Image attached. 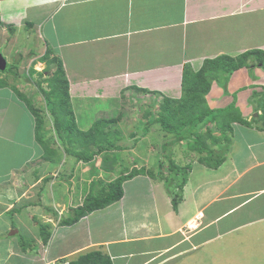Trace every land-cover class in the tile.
<instances>
[{
	"label": "crops",
	"instance_id": "0c3cea01",
	"mask_svg": "<svg viewBox=\"0 0 264 264\" xmlns=\"http://www.w3.org/2000/svg\"><path fill=\"white\" fill-rule=\"evenodd\" d=\"M253 13L264 17V0H0V46L22 30L25 39L32 40V62L37 56L53 67L52 59L60 61L67 80L66 109L76 127L92 128L101 121V130L109 133L114 128L113 144L129 147L127 152L134 157L130 166L138 169L135 160L143 151L144 131L150 132L159 114L150 110L147 115L144 108L135 114L134 108L178 98L186 64L196 71L204 59L220 54L264 50L263 37L254 44L233 40L238 47L226 40L237 24L246 35L245 19ZM225 85L211 83L215 103L206 98L208 107L233 102V113L245 123L230 122L225 131L228 147L219 130L212 132L216 142L206 138L215 152L218 146L227 148L220 164L216 166L208 152L190 141L163 134L165 142H177L175 158L170 156L173 164L188 169L176 210L145 165L144 171L122 182L119 200L70 225H62L61 219L87 194L106 189L124 172L122 163L115 152L99 150L102 144H93V151L72 148L63 153L53 143L43 149L36 139L34 117L10 88L0 85V100L6 103L0 101V129L6 134H0V264L12 259L17 264H68L89 251H99L113 264H169L183 261L224 234L246 231L255 241L264 239V111L255 107L264 98V64L235 70ZM212 93L218 95L214 98ZM219 99L224 103L218 104ZM157 130L161 132L160 125ZM154 150L151 143L148 152ZM21 168L26 169L18 178ZM60 172L66 181L59 179ZM13 175L15 189L19 186L15 194L10 186ZM101 175L108 177L98 178ZM8 213L20 221L19 229L33 241L31 246L22 249L8 233L13 227ZM230 216H236V223L222 225ZM35 221L50 225L46 243ZM209 228L212 235H206ZM135 257L141 259L134 261Z\"/></svg>",
	"mask_w": 264,
	"mask_h": 264
},
{
	"label": "rangeland",
	"instance_id": "374dc122",
	"mask_svg": "<svg viewBox=\"0 0 264 264\" xmlns=\"http://www.w3.org/2000/svg\"><path fill=\"white\" fill-rule=\"evenodd\" d=\"M262 19H264L262 13H253L250 16H246L245 24L248 25L247 34L243 35L241 33V30L238 27L239 24H237L235 26V29L231 31V33L226 34L227 39L226 38L225 39L229 41L230 44H234L232 43V41L237 40V39L239 40L238 42L248 39L247 40L248 43L250 44L256 43V41H259L262 37L264 38V30H261L262 26H264V24H262L261 22ZM238 20H241V18H238ZM21 31H17L16 37L13 38V40L6 37V41H5L6 46L5 44L4 45L2 44V47L7 48V50L9 51V54L8 53L6 54L5 53L6 51L4 50V48L0 46V52L4 54V56L6 57V61H7L5 69L3 71H0V85L10 88V91H11L10 94L14 98H17L19 100L21 98L17 96V93H20L23 96V98H25L26 100L25 102V100L21 99L22 101L20 100V105L23 108L25 107L26 110H28L29 112L30 110H29L28 104L34 106L37 109V114L41 118L42 123L36 127L35 131H37L38 133L37 135L41 139V142H39L36 136V139L40 143L41 147L45 150H48L49 147H51L53 143L55 145V149L58 151L61 150L62 152L63 151L70 152L69 149H72V148L74 149L83 148L85 151L92 149L93 151L94 145L97 146L98 144V147H99V145L102 144L100 146L102 148L101 149L102 151L104 150V151L115 152V155L122 163L121 168L124 171V173L126 171H130L133 168L132 167L133 165L132 166L130 165L132 164V159H134V157L132 154L129 153V151L127 152L129 147H127V150H126L124 149L125 147H122L119 145L115 146L113 144L112 140L116 136L115 132H117L115 131L114 128H112L109 133L104 130V127H103V130H101L100 129L101 121L96 122L94 127L92 128L78 127L77 133H75L74 135H72V130L68 134L67 132L63 131L64 135H61L60 130H57L55 128L53 120L56 118L54 114H51L52 106L54 110H59L62 107L58 103V100L60 99V97L64 95L62 94V91L60 89V83L64 80L66 81L65 75H63V72H58L57 66L54 63V61L52 63L54 64V67L51 65L50 61L49 62L42 61L41 59L37 60L38 56L36 57V59L33 60L34 62H32L31 59L33 58V55H29V52L32 50L31 49L32 40L25 39V37L23 36L24 32L23 31L21 32ZM34 34L38 36V32L35 31ZM12 37L13 36H11V38ZM225 39L223 38V42ZM1 42L4 43L3 38L1 39ZM234 45L236 47L239 46L238 44H234ZM221 47H223V44ZM17 51L19 53H17ZM24 54L25 56L23 57L22 55ZM22 59H23V63L20 62V60ZM68 62L72 63V54L68 56ZM31 63L34 64L32 65V68L30 66ZM35 82H39L40 86L46 91L47 93L46 99L50 101V103H46L45 98L43 97L41 92L38 91L37 85L35 84ZM212 95L215 98V96H217L218 94L215 95V93H212ZM68 98L69 97H67V100ZM173 98H177V97H173ZM206 98L209 99V102L211 104L215 103L213 101V97L210 96V92H208L205 95V99ZM0 101L2 102L3 100H0ZM1 102H0V106H1ZM218 102H219L218 104H223L224 100L219 99ZM67 103L68 101H66V106H67L66 108H68ZM160 103L161 102L158 101L155 107H150V106L148 107V104H145L146 108L144 106L143 107L139 106L135 108L133 107V108L136 109L135 114L136 113L139 114L141 112L139 109L144 108L145 113L147 115H149L150 110H154L156 114L158 115L159 110H160L159 108H161V106H159ZM2 104L6 106V103L2 102ZM47 104H49V107ZM257 105L260 108L261 107L264 108V98L257 101L255 107ZM126 106L128 105L126 104L125 107ZM0 111H1V107H0ZM129 111H133V110H128V112ZM229 111L230 109L226 108L218 112L220 115H227ZM31 116L35 117L34 115H32V113H31ZM227 116H229V114ZM227 116L225 118L229 120L230 116L229 117ZM63 119L64 118L59 117L58 121L62 122L61 120ZM105 120L107 121L108 119H105ZM234 121H238V120H234ZM158 126L159 124L156 123L155 125L152 126L150 132L146 133L144 131V133L146 134V138H145L144 143H141V147L143 151L141 152L140 155L137 156V159L135 160V162H136L138 169L142 168L145 165L149 167L150 171L154 172V173L152 172L153 174L150 175L149 177L155 178L156 181L160 183L159 185L162 187L164 193L167 196L168 195L172 196L176 192L180 191L178 185L183 178V176H181L182 170L180 171V173H178L175 170L168 172L166 169L161 170L159 166L163 162L161 164V167L164 168L165 167L164 164L167 163V159L162 161L165 158L164 153L166 154V152L170 151L169 156L172 155V157L175 158V155L173 154V149H174V145L177 142L176 143H172L171 141L167 142V144L168 143L169 144L168 145L164 144L163 145L164 150H163L162 144L165 142L163 139L164 137L162 136L164 133H162V131L159 132L157 130ZM69 129H72V128L69 127ZM0 134H4V136L6 135L3 130L1 131V129H0ZM101 138L103 139L102 143H100ZM212 140L214 139L212 138ZM227 142L228 141L224 140L225 145H227ZM151 143L153 144V147H155V150L152 152H148V147L150 146ZM53 152H55V150H53ZM115 161L117 162L116 158H115ZM26 168L19 169L20 173L17 176L18 178L20 177V175L23 174L22 171L25 170ZM110 172L111 171H109V173ZM159 172H162V174L163 175L165 174V176L168 175V177L166 178L164 177V179L157 177L159 176L158 175ZM176 173L178 174L176 175ZM96 174H98L97 171H96ZM65 177H66V174L63 172H60L59 179L61 178V180L66 181L67 179H65ZM100 177H102V175L99 176L98 178ZM103 177H108V176L104 175ZM15 178L16 176L13 175L10 181V186L11 185L14 186V190H13L15 191L14 194L17 192V189L19 188L18 186V188L15 189V184H17V183L14 184ZM155 179H152L153 182L155 181ZM155 192L156 194H159L158 189H156ZM7 215L12 220L11 224L13 226L12 229L8 230V233L10 231L17 230V232L13 236L16 239V241L19 242L21 241L22 237L25 238L24 233L19 229L20 221H17V220L15 221L14 217L12 216V213H8ZM236 220H237L236 216H230L221 223L222 225H226L230 223L231 221L236 223ZM35 227L38 230V225H36ZM212 230H213L212 228H209V230H206V235H212L213 234ZM244 234L246 235V238L245 236H243ZM261 235L263 236L264 234H261ZM254 238L255 237H247L246 231L242 232V234H238L236 232L224 234V235L219 236L216 239H213L205 243L199 250L194 251L188 257L184 258L183 261H179L180 259H177V260L170 262L169 264H264V239H261L259 237L260 240L255 241L253 240ZM254 243L256 244L252 246V244ZM182 246H185V244ZM139 259L141 258L135 257L134 261H137ZM160 259H158V261ZM7 264H17V263L15 259H12L11 261H8Z\"/></svg>",
	"mask_w": 264,
	"mask_h": 264
},
{
	"label": "trees",
	"instance_id": "16d2710c",
	"mask_svg": "<svg viewBox=\"0 0 264 264\" xmlns=\"http://www.w3.org/2000/svg\"><path fill=\"white\" fill-rule=\"evenodd\" d=\"M57 66L58 72H63L62 64L57 59H52ZM264 64V50L263 49H249L235 56H230L227 54H220L212 59H204L202 65L198 70H193L189 64H186L183 69L182 81H181V94L178 98H163L162 103L160 104L161 110L159 116L152 121L160 125V130L165 134H171L174 136L175 141L188 140L191 142V146H195L199 151L208 152L210 159L215 160L216 166L220 164L224 159V154L227 151L229 138L226 135L225 131L230 128V122L234 119L238 120L241 123H245V120L237 116L235 112L233 113V102L222 108L211 109L207 105L205 95L209 92L211 83L214 81L222 87H226L225 83L228 81L230 75L239 68L247 67L250 69L256 64ZM37 85L38 91L41 92L45 98L46 103H50L46 99V91L40 86L39 82H35ZM60 89L62 94H64L58 100V103L62 106L59 110H54L52 106L51 114H54V126L57 130H60V134L64 135L63 131L71 132L72 135L77 133V127L74 122V117L71 112L67 113L66 109V100L67 95V80L60 83ZM264 91V88H263ZM256 96V92L252 94ZM17 96L22 100H25L20 93H17ZM26 102V100H25ZM49 107V104H47ZM29 110L35 117V130L36 127L42 123L41 118L37 114V109L29 105ZM229 108V116L220 115L218 111ZM264 111V108H262ZM257 109H255L256 111ZM63 116V117H62ZM229 117V120L225 117ZM60 118H64L58 121ZM220 119V120H219ZM223 120V121H221ZM221 121V122H220ZM216 124L215 127L213 125ZM71 127L72 129H69ZM214 130H219L221 132V137L225 141H228L227 145L218 146V152H215L214 149H210L209 145L205 143L206 138L212 140V132ZM36 131V136L39 142L41 139L38 137ZM164 137V136H163ZM164 139V138H163ZM165 142V141H164ZM216 142V140H215ZM213 142V144H215ZM164 144H167L165 142ZM164 144H162V149L164 150ZM102 148L99 147V150ZM211 154H215L212 155ZM218 154V155H217ZM93 155V154H92ZM91 155V156H92ZM167 163L164 164L168 167L169 171H178L182 173L183 176L178 187L179 190L171 196V202L173 209L176 210L178 202L181 200V190L182 184L185 180V174L188 169L179 168L173 164L170 156L165 155ZM165 159H161L164 161ZM163 163V162H162ZM161 163V164H162ZM161 164L159 168L161 167ZM165 166V167H166ZM177 167V170H176ZM163 169V168H162ZM161 169V170H162ZM144 171V167L136 169L132 168L130 171L122 172L117 176L116 179L110 181L104 188L97 194H87L84 198L81 205L72 208L70 214L66 218L61 219L60 223L63 225H70L78 221L82 216L88 214L92 210L103 208L112 202L119 200L123 194L122 182L132 176L136 175L138 172ZM151 172V171H150ZM153 172V171H152ZM151 172V175L154 173ZM159 178H166L165 174L162 172L158 174ZM36 222L38 225L40 239L43 243H46L50 236V225L47 223ZM23 241H26L27 244H24ZM22 249L31 246L32 240H26L22 237L21 241L18 242ZM68 264H113L110 258L106 255H102L99 251H89L86 253L80 254L76 259L70 260Z\"/></svg>",
	"mask_w": 264,
	"mask_h": 264
},
{
	"label": "water",
	"instance_id": "95a60500",
	"mask_svg": "<svg viewBox=\"0 0 264 264\" xmlns=\"http://www.w3.org/2000/svg\"><path fill=\"white\" fill-rule=\"evenodd\" d=\"M6 64H7V62H6L5 58L3 57L2 53L0 52V71H3L5 69ZM16 232H17V230H13L9 234L11 235V234H14Z\"/></svg>",
	"mask_w": 264,
	"mask_h": 264
},
{
	"label": "clouds",
	"instance_id": "9594fccd",
	"mask_svg": "<svg viewBox=\"0 0 264 264\" xmlns=\"http://www.w3.org/2000/svg\"><path fill=\"white\" fill-rule=\"evenodd\" d=\"M257 65H258V66H261L262 64L259 63V64H257ZM52 124H53V122H52ZM10 232H11V231H10ZM10 232H9V233H10ZM14 234H15V233H14ZM14 234H11V235H14Z\"/></svg>",
	"mask_w": 264,
	"mask_h": 264
}]
</instances>
